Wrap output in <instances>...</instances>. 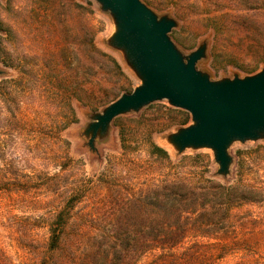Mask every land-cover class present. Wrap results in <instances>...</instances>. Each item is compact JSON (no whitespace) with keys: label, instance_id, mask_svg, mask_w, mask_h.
<instances>
[{"label":"rangeland","instance_id":"obj_1","mask_svg":"<svg viewBox=\"0 0 264 264\" xmlns=\"http://www.w3.org/2000/svg\"><path fill=\"white\" fill-rule=\"evenodd\" d=\"M54 1L0 0V264H264V140L232 143L230 173L220 176L211 149L179 154L168 142L192 121L160 100L114 119L92 151L83 135L90 116L140 80L109 45L114 21L96 0ZM153 2L158 16L176 19L169 35L183 54L207 42L197 68L211 79L264 67V0ZM90 37L108 56H91ZM152 142L170 158L152 156ZM172 181L220 183L237 201L221 229L205 215L180 243L138 256L155 215L141 202L154 183Z\"/></svg>","mask_w":264,"mask_h":264},{"label":"water","instance_id":"obj_2","mask_svg":"<svg viewBox=\"0 0 264 264\" xmlns=\"http://www.w3.org/2000/svg\"><path fill=\"white\" fill-rule=\"evenodd\" d=\"M96 1L114 21L109 45L123 53L140 83L90 116L83 131L89 148L96 151V141L108 135L117 117L167 100L187 111L192 121L169 134L168 142L179 154L211 149L219 166L217 174L227 176L233 163L232 143L264 140V67L244 77L235 74L213 80L197 68L206 57L207 42L183 54L169 35L177 26L175 18L158 16L142 0Z\"/></svg>","mask_w":264,"mask_h":264},{"label":"trees","instance_id":"obj_3","mask_svg":"<svg viewBox=\"0 0 264 264\" xmlns=\"http://www.w3.org/2000/svg\"><path fill=\"white\" fill-rule=\"evenodd\" d=\"M143 1L147 5H154L156 8H159L153 0ZM46 2L57 3V1L51 2V0H46ZM88 42H90V45H88L89 53L93 58L101 55L108 56L107 53L96 46L93 37H90ZM149 150L151 155L156 158H170L168 151L156 143L152 142ZM149 192L150 196L148 197L152 198L149 201L145 199L141 203L144 207L151 205L154 208L153 212L155 215L151 218L150 239H146L145 235L142 241H140V245L139 242L138 244L136 243L138 256H142L152 249H166L167 247H172L180 243L185 237L189 225H192L194 222H203L202 220L205 215H209L208 217H210L214 228L221 229L224 221L230 214V207L237 201V195L234 193L232 187H226L213 181H210L208 184L201 183L199 185H191L184 181L154 183ZM239 198H244L243 194ZM208 204H211V208H213L211 211L207 207ZM223 205H227L228 207L223 208ZM70 209L71 206L66 205L57 214L54 223L56 228L51 233V248H55L60 244L62 238L61 229L67 223V216L70 214ZM125 240L126 237L122 236V242L125 243ZM126 244H129L130 247L131 241L127 240ZM112 246L116 248V244ZM125 247L129 249L128 246L125 245ZM125 247L122 249L123 252H126ZM117 256L124 257L123 255Z\"/></svg>","mask_w":264,"mask_h":264}]
</instances>
